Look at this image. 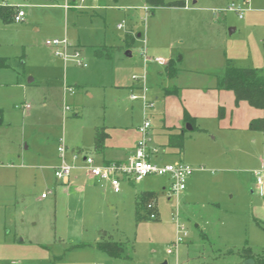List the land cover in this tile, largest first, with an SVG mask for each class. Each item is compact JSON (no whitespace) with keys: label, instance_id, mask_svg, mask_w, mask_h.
I'll return each instance as SVG.
<instances>
[{"label":"rangeland","instance_id":"obj_1","mask_svg":"<svg viewBox=\"0 0 264 264\" xmlns=\"http://www.w3.org/2000/svg\"><path fill=\"white\" fill-rule=\"evenodd\" d=\"M184 1V7H164L96 0L99 7L91 10L69 8L65 0H9L21 4L25 17L0 20L6 64L0 67V264H244L247 255L263 253L264 191L254 187L263 184L264 131L248 129L259 110L235 104L233 93L216 84L227 60L264 68V0ZM129 30L142 36L126 48ZM50 39H66L69 52L79 45L87 67L74 59L64 65L45 44ZM103 44L117 48L111 58L93 54ZM144 48L159 58L145 68ZM171 57L174 76L164 66ZM64 80L73 93L64 94ZM137 84L148 88L144 103L129 98ZM184 111L191 123L183 122ZM145 120L149 159L184 161L201 177L178 199H169L168 176L122 182L120 193L87 185V164L72 149L82 146L102 165L90 147L94 127L110 134L107 147L126 148L142 139ZM169 126L184 128L182 154L167 145L176 133ZM60 144L72 166L69 184L54 182ZM139 190L155 193L157 218L135 219ZM179 226L185 235L175 249ZM101 238L122 242L125 256L98 250Z\"/></svg>","mask_w":264,"mask_h":264},{"label":"trees","instance_id":"obj_2","mask_svg":"<svg viewBox=\"0 0 264 264\" xmlns=\"http://www.w3.org/2000/svg\"><path fill=\"white\" fill-rule=\"evenodd\" d=\"M146 3L154 6H183V0L164 1V0H145ZM17 8L12 5L0 4V20L3 23L14 21V15ZM125 44L128 47L133 45V35L126 32L124 36ZM109 47H95L93 52L96 56H107ZM172 60L166 64L168 75L174 76L175 69L172 67ZM6 66L5 62L0 59V67ZM217 88L232 91L234 95L235 104L240 101H245L253 108L262 110L260 117L252 118L249 121L248 129L252 131H264V68L251 67H236L231 64L229 60L226 61L224 71L220 78L217 79ZM2 109H0V125L2 123ZM183 120L191 123L193 119L184 111ZM104 126L96 127L93 134L94 150L99 151L104 148V142L108 138ZM168 146L178 149L179 152L183 150V133H171L168 136ZM153 214V217H151ZM156 210V195L153 191H142L136 197L135 202V219H155L157 218ZM95 247L105 252L108 256L113 258H121L125 256V245L120 241L111 239H100L95 242ZM247 258L252 259V264H264V251L259 256L247 255Z\"/></svg>","mask_w":264,"mask_h":264},{"label":"built area","instance_id":"obj_3","mask_svg":"<svg viewBox=\"0 0 264 264\" xmlns=\"http://www.w3.org/2000/svg\"><path fill=\"white\" fill-rule=\"evenodd\" d=\"M1 5H11L7 0H0ZM15 6V5H12ZM16 7V6H15ZM17 8V7H16ZM229 10H234L239 14V17L242 16L240 8L234 7V5H230L228 7ZM24 16V11L21 9H17L14 15L13 20L16 22L22 21ZM119 28L123 26V23H119L117 25ZM45 44L53 48L56 55L61 56L63 60H67L69 54L67 52L69 48V44L66 39H50L46 40ZM142 56L144 62L147 63L149 61L158 62L159 58L157 57H149L146 54L145 49L142 51ZM75 61L78 65H86L78 55V52L74 53ZM141 94L136 95L134 93L130 94L131 99H141V101H145V91L146 87L143 85L140 86ZM73 91V88L66 85L64 87V93ZM27 107L29 105H26ZM64 109H68V106L65 105ZM149 126V122L147 120L144 121L143 126L141 127V131L143 133V137L139 140L134 148L132 154L125 161H112L102 165H96L91 156H85L84 161L87 164V174L92 177H96L101 181H106L110 184L112 190L114 192L120 191V180L122 177L130 178L133 181H139L143 177L155 174L160 176H168L170 181L169 192L172 196H175L178 199L179 195L185 190L187 181L193 172V168L184 163V162H175V163H167L164 165H159L157 163H153L149 159V150L146 146V135L147 128ZM57 150L60 154V164L55 168L54 174L57 179L67 180L70 174V170L72 168L69 165L64 157L65 153V145L60 144L57 147ZM258 182H260V176L258 177ZM42 197H45L42 194ZM153 217V214H151ZM185 235L184 227L179 226L177 228V237L173 241L172 246L177 249L178 245L183 241V236ZM168 253H172L173 250L171 248L167 249Z\"/></svg>","mask_w":264,"mask_h":264},{"label":"crops","instance_id":"obj_4","mask_svg":"<svg viewBox=\"0 0 264 264\" xmlns=\"http://www.w3.org/2000/svg\"><path fill=\"white\" fill-rule=\"evenodd\" d=\"M8 2H9V0H7ZM165 1V0H164ZM184 1V0H183ZM94 2H96V0H79V1H77L76 2V0H65V3H67V5H68V7L69 8H72V9H79L80 7L82 8L84 5H86V6H88L87 8H89V9H91V10H94L95 8L97 9V7H99V5H95V3ZM144 2H145V0H144ZM81 4H82V6H81ZM21 5V4H20ZM18 6L17 4L15 5L16 7H17V9H21V10H23V7L22 6ZM65 5V4H64ZM185 6V1H184V5L183 6H164V7H184ZM67 7V8H68ZM144 7H146V5L144 6ZM81 13H84V12H87L86 10L85 11H80ZM23 17H25V11H24V16ZM119 23H121V22H117L116 23V28L117 29H121V28H119L117 25L119 24ZM126 32H130L132 35H133V44L135 43V38H140L141 36H142V34H141V32H134L133 30H129V31H126ZM125 42V41H124ZM75 48L74 49H71L70 50V52H69V49L67 50V52H68V54H69V57H68V59L67 60H64V65H66L67 64V62H68V60L69 59H74V62L76 63V61H75V58H74V53L75 52H78V54H79V51H80V48H79V45H73ZM104 46H106V47H109L110 49L107 51V56H96L95 54H94V52H93V54L96 56V58H99V59H101V58H106V59H108V58H111V54L113 53V51L114 50H116L117 48L115 47V45H107V44H103V45H98V46H93V50H94V48L95 47H104ZM126 48H130V47H126ZM145 49V48H144ZM146 51V50H145ZM72 52V53H71ZM81 52V51H80ZM71 54V55H70ZM126 54L127 55H130V52H128V51H126ZM141 55H142V52H141ZM80 57H82V56H79V58ZM149 57H151V58H153L154 56H149ZM82 59H84L83 57H82ZM169 60H172V57L171 58H169L166 62H165V64H164V66H166V64H167V62L169 61ZM179 60H180V58H179ZM178 60V61H179ZM83 61V60H82ZM86 65H82V67H87V63L85 62V61H83ZM142 62H143V67L145 68L148 64H151V63H156V62H154V61H149V62H147V63H145L144 62V59H143V56H142ZM77 64V63H76ZM78 65V64H77ZM78 66H81V65H78ZM33 81V79L32 78H29L28 79V83H31ZM66 83V85H68V86H70V87H72L73 86V84L72 83H70V82H67V80H64ZM64 84V85H65ZM78 86V84H74V86ZM140 84H137V85H131L130 87H131V92H130V94L131 93H133L132 92V90L133 89H139L140 88ZM73 88V87H72ZM140 90V89H139ZM64 91V90H63ZM148 91V88H146V91H145V95H146V92ZM168 91V90H167ZM166 91V92H167ZM232 92V91H231ZM70 93H73V91H71V92H66V93H64L65 95L66 94H70ZM141 94V93H140ZM140 94H136V95H140ZM233 97H234V95H233ZM129 98H130V96H129ZM131 99V98H130ZM131 100H141V99H131ZM240 102H242V101H240ZM243 102H245V101H243ZM247 103V102H246ZM248 104V103H247ZM248 106H250V105H248ZM29 107V106H28ZM27 106H24V107H22L24 110H26L27 108H28ZM251 107V106H250ZM251 108H253V107H251ZM63 109H64V107H63ZM69 109V108H68ZM68 109H66V110H68ZM255 109H258V108H255ZM65 109H64V111H66ZM259 111H257L256 113H253V117H251V119L252 118H256V117H260L261 115H262V110L261 109H258ZM260 112H261V114H260ZM250 119V120H251ZM249 120V121H250ZM183 122L185 123V121L183 120ZM2 123H3V117H2ZM2 123H1V125H2ZM184 123H182V125L184 124ZM97 127V126H96ZM96 127H94V129L96 128ZM94 129H93V134H94ZM170 130L171 131H176V133L177 132H181L182 131V133H183V135H184V128L182 127V126H177V127H175V126H169V127H167V131H169L170 132ZM252 131V130H251ZM93 134H92V138H93ZM108 138L105 140V142H104V148L102 149V150H99V151H96V150H94V144H93V139H92V144H91V149L94 151V152H96V153H98L99 155H101V158H100V163H102V164H105V163H108V162H112V161H125L131 154H132V152L134 151V148H135V146H136V144H137V142L139 141L138 139H139V137H136V138H133L134 139V141H133V143L129 146V147H126V148H123V147H120V146H116L114 149L113 148H109V147H107L108 145L106 144L107 143V141H109V140H111L110 138H111V136H110V134L108 133ZM126 145H127V143H126ZM65 147H66V145H65ZM169 147H171V148H174V149H176L177 151H178V149L177 148H175V147H172V146H169ZM183 148H184V146H183ZM66 149H67V147H66ZM156 151V150H155ZM72 152L73 153H75V154H79V155H82V157H81V159L82 160H84V158H85V156H91V154H86V153H84V151H83V148H82V146H78V147H76L75 149L73 148L72 149ZM151 152V151H150ZM84 153V154H83ZM178 153L179 154H182V151L181 152H179L178 151ZM93 160H94V162H96V159L93 157ZM178 161H180V160H178ZM178 161H176V162H178ZM180 162H184V161H180ZM58 163L60 164V161H58ZM57 163V165H55L54 166V170H55V168L59 165ZM184 163H186V162H184ZM186 164H188V165H190L189 163H186ZM191 166V165H190ZM194 170V169H193ZM196 170H200L199 168L198 169H196ZM200 172L198 171V173L197 174H199ZM193 175V172H192V174H191V176L189 177V179H188V181H187V185H186V188H185V190L188 188V187H190L194 182H195V180L196 179H198L199 177H201V174L200 175ZM54 176H55V174H54ZM88 177H90L89 178V181H90V183H88V182H86L87 183V185L88 184H91V186H98L97 188L101 191V192H103V189H104V185L106 186V188L108 189V190H110L111 192H113V193H120L121 192V184H122V182H127V183H131L132 181H131V179H127V178H125V177H122L121 178V180H120V191L119 192H114L113 190H112V188H111V186H110V184L108 183V182H106V181H101V180H99V179H97L96 177H92V176H88ZM263 177H264V173H263ZM56 178V177H55ZM57 180H59V179H57L56 178V180L54 181L55 182V184H57L58 182H57ZM69 178L65 181H63V183H68L69 184ZM72 181V180H71ZM101 181V182H100ZM105 182V183H104ZM54 184V185H55ZM72 185V184H71ZM56 186V185H55ZM72 187V186H71ZM83 187V189H84V187H86V184L85 185H83L82 186ZM81 187V188H82ZM56 188V187H55ZM164 188V187H163ZM74 189L77 191L78 189L77 188H75L74 187ZM164 189H166V187L164 188ZM254 189L256 190V191H258L259 193H262L263 191H264V178H263V184H262V186H260V184L258 183V184H256V187H254ZM184 190V191H185ZM53 191H54V187H53ZM80 191H81V189H80ZM142 191H145V190H139L138 192H135L134 193V211H135V202H136V197H137V195L140 193V192H142ZM169 199H171V198H169ZM103 231V230H102ZM102 239V238H101ZM109 239H111V240H113L112 238H109ZM100 240V239H99ZM99 240H97V241H99ZM96 241V242H97ZM168 253V252H167Z\"/></svg>","mask_w":264,"mask_h":264},{"label":"water","instance_id":"obj_5","mask_svg":"<svg viewBox=\"0 0 264 264\" xmlns=\"http://www.w3.org/2000/svg\"><path fill=\"white\" fill-rule=\"evenodd\" d=\"M252 262H253L252 259H247L244 264H252ZM159 264H167V262L166 261H163V262H161Z\"/></svg>","mask_w":264,"mask_h":264}]
</instances>
